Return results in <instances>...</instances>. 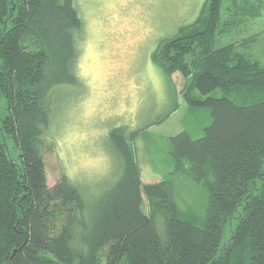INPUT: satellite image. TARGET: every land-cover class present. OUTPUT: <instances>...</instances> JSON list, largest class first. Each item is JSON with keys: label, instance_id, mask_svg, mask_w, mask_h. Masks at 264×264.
<instances>
[{"label": "trees", "instance_id": "obj_1", "mask_svg": "<svg viewBox=\"0 0 264 264\" xmlns=\"http://www.w3.org/2000/svg\"><path fill=\"white\" fill-rule=\"evenodd\" d=\"M262 15L264 0H207L153 56L168 77L185 78L190 108L211 112L201 138L183 131L168 140L173 173L205 194L197 210L180 207L174 178L142 182L138 132L124 127L109 133L122 173L95 201L65 175L48 186L37 142L53 92L79 85L83 23L74 0H0V264H264V66L243 49L250 39L215 47Z\"/></svg>", "mask_w": 264, "mask_h": 264}, {"label": "rangeland", "instance_id": "obj_2", "mask_svg": "<svg viewBox=\"0 0 264 264\" xmlns=\"http://www.w3.org/2000/svg\"><path fill=\"white\" fill-rule=\"evenodd\" d=\"M206 3L74 0L83 23L74 62L79 85H63L53 92L50 126L37 142L49 187L65 175L85 191L89 202L95 201L122 173L109 133L124 127L128 135L138 132L132 146L142 182L174 178L180 207L202 210L206 202L203 190L188 177L173 173L168 140L183 131L201 138L203 129L212 123L211 112L190 108L183 98L185 78L179 73L168 77L153 62V56L182 27L193 25ZM226 6H222V23L230 19ZM248 39L243 49L264 66V15L249 18L219 36L215 47ZM212 96L221 97L222 93ZM8 148L10 156L18 160L12 141ZM144 203L148 212L145 198ZM229 236L230 228L222 244Z\"/></svg>", "mask_w": 264, "mask_h": 264}]
</instances>
